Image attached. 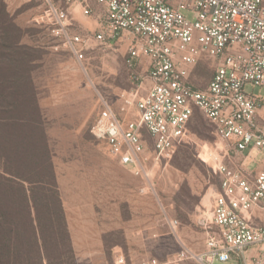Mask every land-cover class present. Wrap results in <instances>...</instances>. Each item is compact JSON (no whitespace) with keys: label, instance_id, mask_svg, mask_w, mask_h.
Segmentation results:
<instances>
[{"label":"built area","instance_id":"1","mask_svg":"<svg viewBox=\"0 0 264 264\" xmlns=\"http://www.w3.org/2000/svg\"><path fill=\"white\" fill-rule=\"evenodd\" d=\"M47 1L55 36L80 64L92 44L123 50L135 88L121 91L120 116L98 95L90 133L147 190L154 192L153 169L174 153L196 111L214 127L219 152L207 149L204 162L219 188L209 217L196 219L203 248L194 251L177 239L180 248L170 257L140 264H264V170L253 174L245 164L253 152L264 163V100L252 93L264 89V0ZM76 10L94 17L90 34L69 32L77 28ZM203 62L213 69L200 88L194 80ZM162 225L177 236V219L163 213Z\"/></svg>","mask_w":264,"mask_h":264},{"label":"rangeland","instance_id":"2","mask_svg":"<svg viewBox=\"0 0 264 264\" xmlns=\"http://www.w3.org/2000/svg\"><path fill=\"white\" fill-rule=\"evenodd\" d=\"M53 3L63 6L58 0ZM91 9L97 12L95 7ZM74 21L78 27L70 28L72 34L87 35L94 30L80 28L81 22H92L81 10L75 11ZM14 25L21 30V44L37 51L31 77L62 204L74 201L94 206L100 213L109 209L119 229L105 235L104 242L108 249H125V264H140L151 257L167 259L179 250L177 239L194 251L201 250L205 234L196 226V219L209 217L210 199L219 188V178L205 164L208 156L204 153L207 149L214 155L219 152L214 127L195 112L187 130L195 144L176 146L172 157L160 159L152 172L154 192L147 190L141 180L111 161L105 146L90 133L98 95L120 116L121 91L135 88L136 83L128 77L123 50L92 44L80 64L55 36L57 25L47 0H0V123L10 111L4 101L11 93L12 80L26 76L24 68L9 59ZM212 69L211 62L197 68L194 81L200 88L206 86ZM252 93L264 100V89L254 88ZM260 114L264 120V102ZM250 157L252 160L245 163L248 171L255 174L264 170L263 156L253 152ZM163 213L178 220L176 237L162 225ZM108 253L106 250L107 263L114 264Z\"/></svg>","mask_w":264,"mask_h":264},{"label":"trees","instance_id":"3","mask_svg":"<svg viewBox=\"0 0 264 264\" xmlns=\"http://www.w3.org/2000/svg\"><path fill=\"white\" fill-rule=\"evenodd\" d=\"M13 28L9 59L26 76L12 80L0 123V264H76L31 77L37 51ZM188 125L177 147L195 144Z\"/></svg>","mask_w":264,"mask_h":264},{"label":"crops","instance_id":"4","mask_svg":"<svg viewBox=\"0 0 264 264\" xmlns=\"http://www.w3.org/2000/svg\"><path fill=\"white\" fill-rule=\"evenodd\" d=\"M91 6L95 7L97 11L99 10V6L94 2L91 3ZM91 19V25L81 22L80 28L86 30L92 27L94 29V17H91ZM76 26L78 27V25ZM110 160L119 165L113 158L110 157ZM108 164L110 165V162ZM123 169L126 170L125 168ZM140 190H138V193L141 194ZM62 205L72 248L75 253L76 264H108L106 250L109 252L108 254L111 252L114 264L116 258L120 255L126 260L125 249L120 246L108 249L104 242L105 235L119 229L117 220L111 219L109 209L108 211L102 210L100 213L101 210L96 209L94 206H84L74 201L70 204L63 201ZM126 237L128 236L126 235ZM138 237L141 239L142 231L138 232ZM128 250L130 252V248Z\"/></svg>","mask_w":264,"mask_h":264}]
</instances>
